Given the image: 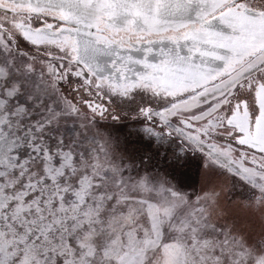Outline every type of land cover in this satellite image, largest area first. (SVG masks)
<instances>
[{
  "label": "snow or ice",
  "instance_id": "6c2138e0",
  "mask_svg": "<svg viewBox=\"0 0 264 264\" xmlns=\"http://www.w3.org/2000/svg\"><path fill=\"white\" fill-rule=\"evenodd\" d=\"M0 264H264V0H0Z\"/></svg>",
  "mask_w": 264,
  "mask_h": 264
},
{
  "label": "rangeland",
  "instance_id": "374dc122",
  "mask_svg": "<svg viewBox=\"0 0 264 264\" xmlns=\"http://www.w3.org/2000/svg\"><path fill=\"white\" fill-rule=\"evenodd\" d=\"M187 164L189 170L184 174L185 179L182 181V186L187 188H195L199 186V174L202 168V161L199 154L187 153Z\"/></svg>",
  "mask_w": 264,
  "mask_h": 264
}]
</instances>
